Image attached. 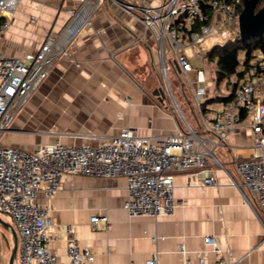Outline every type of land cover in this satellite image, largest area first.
Masks as SVG:
<instances>
[{"label":"crops","instance_id":"1","mask_svg":"<svg viewBox=\"0 0 264 264\" xmlns=\"http://www.w3.org/2000/svg\"><path fill=\"white\" fill-rule=\"evenodd\" d=\"M167 1L96 0L88 20L22 108L28 117L16 118L20 109L6 141L1 142L26 150L56 141L96 145L125 127H135L140 136L156 140L178 128L213 138L204 126L200 102L215 108L233 92L238 78L233 75L230 82L217 83L216 65L213 77H208L204 68L183 72L174 59L158 55L154 31L142 21V8L161 7ZM81 4L82 0H19L10 27L0 38V54L34 53L49 34L65 38L63 29ZM128 4L133 8L128 9ZM186 52L190 61L205 58L194 55L192 47ZM164 60L179 80L178 95L173 91V96L182 118L157 87ZM199 70L204 71L203 83L197 81ZM199 86L205 89L201 101L196 95ZM160 89L164 96L154 93ZM39 114L47 119L37 127L29 119ZM249 121L243 114V125L214 151L207 170L170 171L176 206L168 214L132 215L124 209L128 193L123 176L68 174L49 204L43 193L37 197L42 206L49 205L48 215L54 222L49 248L66 264V239L71 237L94 252V260L85 264H147L150 259L158 264H182L187 259L199 264L202 258L214 264L216 247L205 242L206 236L213 235L221 253L237 264H264V212L236 167L239 159L254 151ZM206 175L214 176L215 184L205 186ZM95 215L107 216L110 229L102 221L94 228L91 218ZM181 244L186 245L184 252Z\"/></svg>","mask_w":264,"mask_h":264},{"label":"built area","instance_id":"2","mask_svg":"<svg viewBox=\"0 0 264 264\" xmlns=\"http://www.w3.org/2000/svg\"><path fill=\"white\" fill-rule=\"evenodd\" d=\"M18 1L0 0V38L10 27V17ZM244 1L168 0L161 7L145 5L143 22L154 31L158 55L166 58L171 53L178 69L188 72L193 67L186 50L192 44L211 34H228L226 29L220 31L216 25L236 26L235 36L239 35V17ZM95 5L96 0H82L81 6L72 13L63 29L65 38L49 34L34 53L23 56L0 54V213L17 233L15 264H66L48 246L54 227L48 215V204L68 174L123 176L127 180L128 193L124 209L130 214L158 216L171 213L176 200L170 171L192 167L207 170L215 158L214 151L243 125V114L250 119L254 151L249 157L239 159L236 167L264 212V52L261 50L256 51L243 80L228 99L221 100L212 109L205 108L200 102L204 126L215 135L213 138L201 137L190 128H178L156 140L140 136L135 127H125L117 135L107 137L96 145H69L56 141L26 150L1 142L11 128L16 113L48 77ZM127 7L133 8L131 4ZM240 61L242 69H245L244 54L240 55ZM163 64L166 66L165 60ZM197 81H205L203 70L198 71ZM204 94V87L199 86L196 91L199 101ZM215 182L214 176L206 175L205 186ZM40 192L48 201L45 206L37 200ZM100 221L105 223V229H110L107 216L95 215L91 218L94 228H98ZM205 242L216 247L218 259L214 264H237L236 259L221 253L213 235L206 236ZM66 244L67 264H85L94 260V252L81 246L76 238H67ZM179 248L184 252L186 245L181 244ZM0 264H7L1 239ZM147 264L158 262L150 259ZM182 264L193 263L187 259ZM199 264L207 263L202 258Z\"/></svg>","mask_w":264,"mask_h":264},{"label":"rangeland","instance_id":"3","mask_svg":"<svg viewBox=\"0 0 264 264\" xmlns=\"http://www.w3.org/2000/svg\"><path fill=\"white\" fill-rule=\"evenodd\" d=\"M142 19H143V17H142ZM216 27L220 31L222 29H226L228 31L227 32L228 34L223 35V34H221V32H219L217 34H211L209 36H205V37L201 38L199 42L191 45V47L195 51L194 55H196V56H198V54L205 55V53L208 50H210L213 46H215L217 44H222L225 41H227L228 39L236 37L235 36L236 30H237L236 26L228 28L227 24L221 23V24L216 25ZM166 59L171 60L174 58H173V55L171 53H169L168 57H166ZM190 62L192 64L193 68H204L205 72L206 73L208 72V77H213L214 72H215V63L208 62V60H206L205 58H201V59L199 58V60L197 58H194ZM165 67H167V68H165ZM179 78L181 79V81H183V83L189 85L187 80L185 78H183L182 74H179ZM158 81L159 82L157 83V87H160L162 89V91H164V93H166L167 97L169 98V100L171 102L170 104H171L172 108L174 109V111L176 112L178 117H180L181 116L180 107L177 104L175 97L173 96V91H174L175 95H178L177 85L179 84V80H178L177 74L173 71L169 61L166 62V66L164 64L162 66H160V76H159ZM222 86H224V85H222ZM188 89H189V87H188ZM27 102L25 103L24 106H26ZM24 106L22 108H24ZM28 114L29 113L25 114V112L22 109L18 112L16 118L22 117L23 120H25L28 117ZM39 116H37L36 117L37 119H35V120L32 118L29 119L30 121L37 123V127H40L41 125H43L47 119L46 117H43L41 114H39ZM180 118H182V117H180ZM7 134L8 133H5V135L2 137V140L6 141V135ZM36 135H40V134H36ZM4 144H6V143H4ZM0 217L4 221L9 222L2 213H0ZM0 239H1L2 245H3L4 258L7 261V264H9L8 261H9L10 255H11L13 247H14V238H13L11 230L9 228H6L2 224H0Z\"/></svg>","mask_w":264,"mask_h":264},{"label":"trees","instance_id":"4","mask_svg":"<svg viewBox=\"0 0 264 264\" xmlns=\"http://www.w3.org/2000/svg\"><path fill=\"white\" fill-rule=\"evenodd\" d=\"M263 5L264 0H258L257 10ZM257 50L264 52V33L262 36L250 37L248 39H242L237 34L236 37L213 46L205 53V58L216 65L215 79L217 83H221L224 80L230 82L233 75L237 76L238 80L234 83L235 89L239 81L245 76ZM241 54H244L245 69L241 67ZM229 97L230 95L223 98L226 100Z\"/></svg>","mask_w":264,"mask_h":264},{"label":"water","instance_id":"5","mask_svg":"<svg viewBox=\"0 0 264 264\" xmlns=\"http://www.w3.org/2000/svg\"><path fill=\"white\" fill-rule=\"evenodd\" d=\"M258 0H245L244 7L239 17V35L242 39H248L250 37H259L264 33V5L257 10ZM177 67V65H176ZM178 69V68H177ZM159 94V96H164L161 89L156 90L154 93ZM163 101V98H159ZM0 224L9 228L12 232L14 238V247L10 255L9 264H14L16 261L17 247H18V237L17 233L9 222L4 221L0 217Z\"/></svg>","mask_w":264,"mask_h":264},{"label":"bare ground","instance_id":"6","mask_svg":"<svg viewBox=\"0 0 264 264\" xmlns=\"http://www.w3.org/2000/svg\"><path fill=\"white\" fill-rule=\"evenodd\" d=\"M88 14H89V13L87 12V15H86V17L88 16ZM84 16H85V15H84ZM86 17H85V18H86Z\"/></svg>","mask_w":264,"mask_h":264}]
</instances>
